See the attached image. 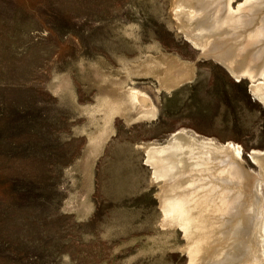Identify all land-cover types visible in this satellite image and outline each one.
<instances>
[{
  "label": "rangeland",
  "instance_id": "374dc122",
  "mask_svg": "<svg viewBox=\"0 0 264 264\" xmlns=\"http://www.w3.org/2000/svg\"><path fill=\"white\" fill-rule=\"evenodd\" d=\"M173 1L0 0V264H189L138 145L175 130L238 143L258 171L249 152L264 149V105L248 79L200 55ZM160 50L194 62L195 77L159 92L157 79H135L158 114L114 119L91 186L77 162L103 122L87 109L104 89L101 71L124 75L126 63ZM65 77L71 89L56 94Z\"/></svg>",
  "mask_w": 264,
  "mask_h": 264
},
{
  "label": "bare ground",
  "instance_id": "6f19581e",
  "mask_svg": "<svg viewBox=\"0 0 264 264\" xmlns=\"http://www.w3.org/2000/svg\"><path fill=\"white\" fill-rule=\"evenodd\" d=\"M235 1L174 0L173 13L200 55L219 62L235 80L248 79L264 105V0H245L237 8ZM125 68L124 75L102 68L104 89L94 109L87 108L92 120L97 113L103 120L89 133L86 154L77 162L91 186L99 153L114 134V119L121 115L130 125L158 114L153 96L135 79H157L159 92L196 75L194 62L162 50ZM71 86L65 77L53 89L64 93ZM138 145L160 184L163 225L183 229L189 264H264V149L249 152L259 165L255 171L244 163L242 145L217 143L184 128Z\"/></svg>",
  "mask_w": 264,
  "mask_h": 264
}]
</instances>
